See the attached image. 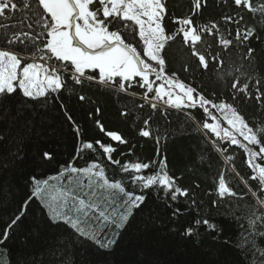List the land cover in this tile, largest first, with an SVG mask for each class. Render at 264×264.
<instances>
[{"label": "trees", "instance_id": "obj_1", "mask_svg": "<svg viewBox=\"0 0 264 264\" xmlns=\"http://www.w3.org/2000/svg\"><path fill=\"white\" fill-rule=\"evenodd\" d=\"M166 6V33L173 35L180 25L173 23L172 18L190 16L192 0H166ZM21 15L16 13L17 19L7 23H18ZM225 15L237 20L243 17V20L239 25L225 23L222 20ZM192 19L198 28L216 22L220 33L232 39L233 45L224 50L218 43L219 33L211 36L203 33V40L196 49L209 61L208 68L204 69L199 65L198 57L192 55L193 49L184 44L182 35H176L174 40L168 41L162 53L166 60L165 75L194 87L197 93L215 104H233L254 129L264 127V104L231 88L237 78L241 83L248 81L253 93L256 79L262 81L261 87L264 88V19L259 13L253 16L246 9L237 8L233 0H227V3L224 0H207V6ZM248 27L255 28L251 41L246 45L235 42L237 29L243 32ZM24 30L30 31L26 26ZM137 42V50L142 54L139 39L132 41L133 44ZM0 47L4 45L0 44ZM246 47L255 50L251 60L245 58ZM215 54L223 58V66L212 59ZM238 68L240 71H236ZM65 79L68 88L74 87V90L51 94L47 105L41 106L39 102L28 101L21 95L18 99L24 101L26 107L18 104L8 111L0 110V136L4 138L0 141V231L18 210H25L22 205L28 201L25 215L10 232V238L0 244V264H260L258 250L264 249V237L256 238L255 256L251 253L245 256L238 246L249 247L244 243L248 236L244 231L248 224L246 213L256 199L245 186L247 181L254 189L256 187V181L249 180L252 174L248 166L249 157L243 148L222 138L223 134L217 137L203 127L204 123L214 124L212 117L218 115L217 108L208 105L209 116L199 107L198 101L195 107H170L166 103L167 98H157L155 92L147 93L148 99L145 100L146 89L135 80L132 87L121 92L115 85L105 87L85 82L84 86H73L69 77ZM151 80H155L154 75ZM158 83L154 82V88ZM79 95L86 99L80 101ZM234 95L237 97L235 100ZM61 103L80 127L84 142L95 145L99 140L116 149L111 160L98 145H95V151H78L79 141H74L73 126L66 121ZM151 103L156 104L155 109ZM97 108L100 109L99 114L96 113ZM97 121L106 132L120 134L127 143L112 141L100 131ZM141 130H148L151 135L142 137ZM49 141H59V163L33 169L32 165L21 167L18 162H13L16 153L31 160L34 146ZM247 147L258 151L259 146ZM228 156L232 157L231 161ZM165 158L169 175L176 180L177 186L188 190V197L178 196L176 201H172L170 193L158 186L141 189L132 183L133 173L123 170L125 164L148 163L151 167L141 174L151 175L159 171V162ZM93 163L103 168L110 183L120 182L126 191L144 195L146 199L139 209H131L128 222L121 224V217L129 211L124 203L127 197L100 187L103 182L93 176V190L97 192L95 203L109 219L105 221L98 213L90 214L88 218L81 216L80 227L96 237L95 240L84 241L70 224L54 219L55 215L50 216V208L45 203L28 200L32 183L31 177H26L33 172L37 179L48 180L52 186L49 193L55 194L54 189L65 188L76 189L82 194L89 191L79 187L81 182L88 184L83 174L71 177L68 185L58 174L69 166L84 168ZM255 163L264 166L260 159ZM221 173L243 200L226 197L219 201L217 187ZM192 200H195V205ZM213 201L219 203L214 206ZM177 207L181 214L174 217L172 213ZM57 211L67 212V209L58 208ZM68 214L73 218L77 215L75 211ZM196 219H208L216 230L204 225L195 226L192 222ZM189 226L194 228L193 237L179 234ZM101 244L106 247H100Z\"/></svg>", "mask_w": 264, "mask_h": 264}, {"label": "snow or ice", "instance_id": "obj_2", "mask_svg": "<svg viewBox=\"0 0 264 264\" xmlns=\"http://www.w3.org/2000/svg\"><path fill=\"white\" fill-rule=\"evenodd\" d=\"M224 2L227 3V0ZM233 3L237 8L246 9L253 16L259 13L264 19V2L233 0ZM206 6L207 0H192L191 15L184 18L173 17L172 22L180 26L175 34L168 35L164 24L165 17L168 15L166 0H0V44L4 45L0 47V110L8 111L18 104L26 107L25 102L18 99L21 95L28 101H37L41 106L47 105L51 94H60L62 90H74V87L73 89L68 88L66 76L72 80L73 86H84L85 82L89 85L95 83L105 87L115 85L121 92H126L129 87H132V82L135 80L141 88L146 89L145 100L148 99L147 93L155 92L157 98L163 99L167 96L166 103L170 107H195L198 101L199 107L203 108L209 116L211 113L207 106L212 105L225 114L224 119L232 131L221 129L218 123H204L203 127L217 137H220L223 132L222 138H227L231 144L244 149L249 157L248 166L252 169L249 180L256 181L255 189L245 181V186L256 198L255 203L249 205L246 213L248 224L244 231L248 233V236L244 238V243L249 247L244 249L242 244L238 245L245 256L249 253L255 256L256 253L253 250L257 248L256 238L264 237V166L255 163L257 159L264 161V127L254 129L233 104L225 102L215 104L204 95L197 93L194 87H189L165 75L166 60L162 53L168 41L174 40L176 35H182L184 44L193 49L192 55L198 57L199 65L204 69L208 68L209 61L196 49V45L203 40V33L210 36L219 33L218 43L224 50L233 45L232 39H227L220 33L216 22L201 28L194 26L192 16L200 13ZM18 12L22 14L18 23H7V21L16 20ZM222 20L225 23L239 25L243 17L237 20L225 15ZM25 26L30 31L24 30ZM137 28L139 41L143 42L142 54L137 50L139 42L132 43ZM254 36L255 28L253 27H248L243 32L237 29L234 40L241 45H246ZM254 51L253 48L246 47L245 58L251 60ZM142 56L147 57V60L153 63L146 62ZM29 59L33 62H28ZM37 59L44 63L34 62ZM212 59L223 66L224 60L219 54L213 55ZM48 61H53V63H48ZM151 75L155 76L156 81H163L155 89L154 81L150 79ZM136 78L139 79L136 80ZM261 83L260 79L255 80L253 85L255 92L253 93L248 81L241 83L237 78L231 84V88L248 99H255L264 104V99H262L264 88L261 87ZM173 88L180 89L183 96L175 94V99H173L174 93L170 90ZM85 99L84 95H79L80 101ZM233 99L237 97L234 95ZM151 107L155 109L156 104L151 103ZM60 108L64 109L66 121L73 126L74 141H79L78 151H95V145H98L111 160V154L116 149L99 140L95 141V145L92 142H84L81 139L80 127L76 125L73 117L67 114L66 107L61 103ZM99 112L100 109L97 108L96 113L99 114ZM36 115L40 116L41 113H36ZM212 119L215 117L213 116ZM147 123L145 121L146 126ZM97 125L100 131L105 132L112 141H117L119 144L127 143L120 134L106 132L99 121ZM236 134L243 137L248 145L259 146L258 151H253L247 145L242 144ZM140 135L149 137L151 133L148 130H141ZM3 139L0 136V141ZM58 144L59 141L38 143L34 146L35 152L31 160L26 155L16 153L13 156V162H18V166L21 167L32 165L33 169L59 163ZM227 159L231 161L232 157L228 156ZM112 162L119 163V161ZM159 164V171L151 175L141 174L151 167L148 163L125 164L123 170L133 173L131 181L133 184H138L141 189L158 186L170 193L169 198L172 201H176L178 196L188 197V190L177 186L176 180L169 175L166 158L162 159ZM66 173L69 175L83 174L88 179V184L81 182L79 187L87 188L89 191L81 194L76 189L57 188L54 189L56 194L53 195L49 193L52 186L49 185L48 180L37 179L33 172H29L26 178L31 177L32 197L45 203L51 212L55 213L54 219H62L70 224L78 237H83L84 241L95 240L96 237L80 227L81 216L88 218L90 214L98 213V216L105 221L109 219L95 203L97 192L93 190V176L103 182L100 187L118 191L127 197L124 203L129 211L121 217V224L128 222L131 209H139L145 203L144 195H134L126 191L120 182L110 183L105 178L104 170L99 164L93 163L86 168L69 166L61 172V176ZM236 175L239 176V173ZM68 183L71 181L69 180ZM217 195L219 201L226 197H238L243 200V197L226 183L224 173L218 177ZM219 201L212 203L216 206ZM195 203V200H192V204L195 205ZM27 207L28 205H22L25 210ZM58 207L67 209V212L57 211ZM25 210H18L3 231H0V244H4L10 238V232L21 221ZM73 210L77 214L76 218L68 214ZM180 214V208L173 210L174 217ZM192 223L197 227L204 225L212 231L216 230L215 225L211 224L208 219H196ZM179 234L191 238L194 235V228L186 227ZM100 247L106 246L101 244ZM258 251L260 264H264V249Z\"/></svg>", "mask_w": 264, "mask_h": 264}, {"label": "rangeland", "instance_id": "obj_3", "mask_svg": "<svg viewBox=\"0 0 264 264\" xmlns=\"http://www.w3.org/2000/svg\"><path fill=\"white\" fill-rule=\"evenodd\" d=\"M129 23H130V22H129ZM136 35H137V37H136ZM136 35H135V39H134V40H136V38L139 39V36H138V28H137V30H136ZM139 45L143 48V42H142V41H140V44H139ZM143 58L145 59L146 62L153 63V62H151V61H148V60H147V57H143ZM28 62H33V61H32L31 59H29ZM34 62H36V63H44L43 61H40L39 59H38V60H35ZM48 63H50V62H48ZM151 76H153V75H151ZM151 76H150V79H151ZM154 82H156V80H155ZM161 83H163L162 80L159 81L158 86H155V88H156V87H159ZM153 87H154V86H153ZM166 87H167V86H166ZM155 88H154V89H155ZM170 90L174 93V95H173V99H175V94H179V95H181V97L183 96V93H182V92L180 91V89H178V88H173V89H170ZM164 98H167V100H168V97H167V96H165ZM224 115H225V114H224L222 111L218 110V115H216V118L213 119L214 124H217V123H218V124L220 125V128H221V129H228L229 131H232V129L229 128V126H228L226 120L224 119ZM221 134H223V132H221ZM221 134H220V135H221ZM236 135H237V137H238L240 140H243V137H240L238 134H236ZM243 142H244L246 145H248L246 141L243 140ZM248 146H251V145H248ZM83 176H84V175H83Z\"/></svg>", "mask_w": 264, "mask_h": 264}, {"label": "bare ground", "instance_id": "obj_4", "mask_svg": "<svg viewBox=\"0 0 264 264\" xmlns=\"http://www.w3.org/2000/svg\"><path fill=\"white\" fill-rule=\"evenodd\" d=\"M78 168V167H77ZM84 168H86V167H84ZM65 169V168H64ZM64 169L62 170V171H64ZM61 171V172H62ZM61 172L58 174L62 179H63V183H65V184H67L68 185V181L71 179V177L73 178L74 177V175H69V174H65L64 176H61ZM77 175H82V174H77ZM64 177H66V179L64 178ZM64 185V184H63ZM33 186H32V184H31V190H30V192H29V201L31 200H34L37 204L39 203V200L38 199H35L34 197H32V195H31V193H32V191H33V188H32ZM50 194H53V193H50ZM56 194V193H55ZM54 195V194H53ZM28 202V201H27ZM27 202H26V204H27ZM25 204V205H26ZM42 204H44V203H42ZM55 206V205H54ZM59 208V207H58ZM58 208H57V210H58ZM74 211V210H73ZM49 215L50 216H54L55 215V213H53V212H51V210L49 209ZM66 224H68V223H66Z\"/></svg>", "mask_w": 264, "mask_h": 264}]
</instances>
